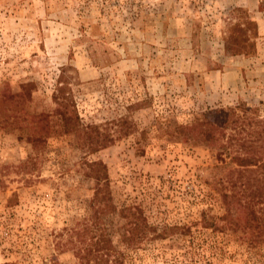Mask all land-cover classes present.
Wrapping results in <instances>:
<instances>
[{
	"label": "rangeland",
	"instance_id": "374dc122",
	"mask_svg": "<svg viewBox=\"0 0 264 264\" xmlns=\"http://www.w3.org/2000/svg\"><path fill=\"white\" fill-rule=\"evenodd\" d=\"M234 25L252 36L251 52L224 48L230 29L242 36ZM58 81L79 132L64 131ZM240 104L264 116V0H0V264H77L71 249H53L54 233L117 227L116 214L94 218L96 160L117 208L139 205L157 231L190 225L195 264H264L247 230L198 225L202 212H224L214 190L224 171L214 147L174 133ZM90 124L113 141L90 151ZM182 240L145 241L124 264H187Z\"/></svg>",
	"mask_w": 264,
	"mask_h": 264
},
{
	"label": "trees",
	"instance_id": "16d2710c",
	"mask_svg": "<svg viewBox=\"0 0 264 264\" xmlns=\"http://www.w3.org/2000/svg\"><path fill=\"white\" fill-rule=\"evenodd\" d=\"M247 24L253 26L254 36L255 22L249 20ZM234 26H237L236 30L241 32L242 36L231 34L234 28L230 29L224 40V48L232 54L251 52L254 46L252 36L245 33L246 28ZM58 83L60 84L56 87L54 100L57 98L58 113L64 131L79 132L75 105L72 99L65 95L63 83ZM121 120L122 118H119L114 121L115 127L112 131H121L118 128ZM81 132L82 141L90 151L105 147L114 139L111 132L103 133L95 124L87 125ZM174 133L187 134L192 139H199L214 147L219 160L215 165L216 169L224 171L218 179V186H214L224 205V212L219 216H207L202 212L198 225L201 228H209L215 234L225 228L230 232L247 230L250 234L248 239L264 245V116L256 115L250 108L240 104L219 108L215 120L195 119L189 124H179ZM223 153L229 154V162L221 156ZM87 166L92 176L90 178L95 183L90 199L94 218L116 214L122 221L117 227L112 223L106 227L103 223V227H95V232L84 227L77 232V239L68 235L67 239L62 240L61 234L58 236V233H54V250L71 249L78 259L77 264H124L126 249L145 241L175 235L182 237V241L187 243L184 251L186 258L183 260L188 262L187 264L196 263L199 255L195 253L194 248L199 245L195 247L196 244H192V238L189 237L190 225H163L157 231L156 226L148 223L139 205L127 204L119 208L115 206L111 199L108 177H100L105 174V171L100 172L105 168L101 161H90ZM232 204L244 211L242 221L232 216Z\"/></svg>",
	"mask_w": 264,
	"mask_h": 264
}]
</instances>
